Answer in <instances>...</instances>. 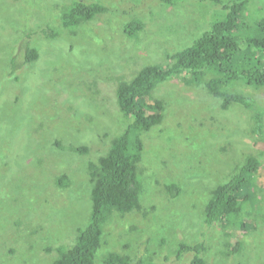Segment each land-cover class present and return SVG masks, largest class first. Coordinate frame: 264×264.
<instances>
[{
	"label": "rangeland",
	"instance_id": "374dc122",
	"mask_svg": "<svg viewBox=\"0 0 264 264\" xmlns=\"http://www.w3.org/2000/svg\"><path fill=\"white\" fill-rule=\"evenodd\" d=\"M74 1L0 0V264H54L60 246L76 243L92 212L90 160L106 154L130 122L118 103L119 84L147 65L166 63L222 8L212 0H99L110 12L60 28V6ZM132 18L145 27L129 36L125 26ZM263 18L264 0H251L241 30L254 35ZM24 39L41 55L16 80L6 68ZM235 87L254 98L264 131V86ZM154 96L165 102L164 121L141 134L142 209L110 217L95 264H108L111 252L181 264L179 244L203 240L208 264H264V165L245 189L241 219L223 227L204 221L217 184L249 155L264 162L253 110L222 109L187 74L159 84ZM61 173L72 179L64 189L56 184ZM174 182L181 187L177 197L166 187ZM246 219L250 227L242 228ZM236 240L243 248L233 253Z\"/></svg>",
	"mask_w": 264,
	"mask_h": 264
},
{
	"label": "trees",
	"instance_id": "16d2710c",
	"mask_svg": "<svg viewBox=\"0 0 264 264\" xmlns=\"http://www.w3.org/2000/svg\"><path fill=\"white\" fill-rule=\"evenodd\" d=\"M165 1L174 3L173 0ZM212 1L222 5V8L216 13L218 16L208 20L209 27L205 28L200 37L169 53L166 63L147 65L131 80H123L119 84L118 103L130 122L126 129L113 139L106 154L90 160L88 167L92 185L90 221L79 229L78 239L74 245L69 248L65 245L59 247L60 257L54 264H95L96 254L102 246L104 228L110 217L115 212L126 215L142 209L143 184L139 164L143 159L144 143L141 134L164 121L165 102L154 96L159 84L184 74L189 75V80L203 85L222 109L229 110L235 105H241L253 110V129L264 139L263 118L258 112L254 98L235 87L237 84L264 86V18L259 22V32L246 35L241 28L251 0H230L227 3L222 0ZM110 9V6L99 0H75L72 4L61 5L60 28H78L110 12ZM144 27V21L132 18L126 24L125 32L129 36L137 35ZM51 31L57 35L60 30L53 28ZM242 44H246L244 48L241 47ZM40 55L37 47L26 39L22 40L14 48L6 68L9 69V75L17 80L16 73L25 66L33 65L39 60ZM10 124V121L5 123L6 129ZM57 144L61 147L59 140ZM71 150L84 154L88 152L86 146H74ZM39 161L43 163L42 159ZM263 165L264 162L259 157L249 155L226 180L214 187L204 210V221L207 225L217 224L223 227L233 218H242L244 209L242 197L245 189L252 186L254 176L260 172ZM71 180L70 176L61 173L56 178V184L64 189ZM166 187L172 197H177L181 193L180 185L175 182ZM30 207L27 204L19 206L18 209L23 212ZM242 221V228L250 227L247 219ZM205 243V240L180 243L176 254L177 258L181 259V264H208L204 257L207 250ZM242 248L243 243L236 240L231 250L235 253ZM138 256L140 258H132L129 255L111 252L106 263L158 264L151 257L144 258L143 253Z\"/></svg>",
	"mask_w": 264,
	"mask_h": 264
}]
</instances>
